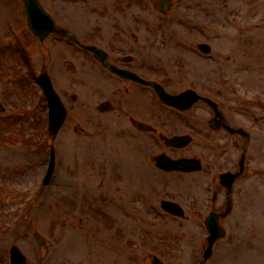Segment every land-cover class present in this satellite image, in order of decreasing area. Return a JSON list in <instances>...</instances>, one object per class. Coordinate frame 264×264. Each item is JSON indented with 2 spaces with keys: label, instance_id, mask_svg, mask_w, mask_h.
Listing matches in <instances>:
<instances>
[{
  "label": "rangeland",
  "instance_id": "374dc122",
  "mask_svg": "<svg viewBox=\"0 0 264 264\" xmlns=\"http://www.w3.org/2000/svg\"><path fill=\"white\" fill-rule=\"evenodd\" d=\"M44 2L48 9H56L55 0ZM245 9L253 17L249 26L237 13ZM191 14L207 17L212 29L220 31L218 26H222L216 36L211 29L206 36L192 35L189 30L190 41L206 40L221 60L190 55L189 62L184 56L177 63H185L184 71L196 69L193 63H197L205 71L206 83L236 79L240 89L225 92L223 109L241 106L247 95L251 97L247 108L252 121L264 127V119L257 121L264 117V0H201ZM21 15L18 0H0V103L5 108L0 112V264H9L8 250L13 244L23 251L28 264H151L147 259L150 251L160 252L163 264H200L206 232L192 220L153 215L156 222L151 226L141 218L129 223L128 212L122 215L121 197L134 196L132 183L139 162L134 159L135 142L128 148V138L117 126L122 121L115 115L95 114L79 95L75 120L55 141L44 143V121L39 120L43 106L35 81H19L20 85L7 81L13 70L23 75L21 61L9 48L10 42L26 36L17 22ZM250 31L253 37L246 39L244 33ZM56 41L51 37L45 43L25 46L32 56L29 70L54 65L56 69L63 64L60 69L67 80L61 88L70 85L71 91L74 85L66 69L67 50ZM14 44L16 48L17 41ZM51 143L57 151L56 168L50 183L43 186ZM190 149L206 153L195 145ZM119 176L125 182L118 189L121 179L118 184L113 177ZM256 181L260 190L264 182ZM165 186L160 183L159 189L164 191L159 193L174 194L172 185L171 189ZM152 190L158 189L152 186ZM178 193L187 198L182 190ZM252 207L251 223L229 225L230 231L203 264H264V203L259 194ZM38 236L43 238L42 244Z\"/></svg>",
  "mask_w": 264,
  "mask_h": 264
},
{
  "label": "flooded vegetation",
  "instance_id": "af4514ba",
  "mask_svg": "<svg viewBox=\"0 0 264 264\" xmlns=\"http://www.w3.org/2000/svg\"><path fill=\"white\" fill-rule=\"evenodd\" d=\"M124 0H76L73 4L72 17L88 18V26L84 31V39L77 35L75 40L85 52L72 49V59L76 62L77 75L81 80L91 83V89L98 85L92 82L95 71L103 76L105 81L103 89L109 84L110 79L119 80L120 85L116 93H127L135 96L139 90L133 85L134 82L119 79L111 74L103 65L96 62L91 52H88V45H100L106 52V61L121 69L137 73L139 76L156 73L157 58L156 49L159 32L156 26L143 24V17H157L156 10H149L147 3H155L156 0H137L127 5ZM132 1V0H131ZM190 0H171V10L167 13L169 17H184L189 14ZM88 8V9H87ZM85 49H84V48ZM163 56V55H162ZM96 62V64H95ZM108 94H112L110 87H105ZM114 92V91H113ZM144 120H151V114H143ZM242 138L247 142L248 135L244 133ZM239 162L235 160L233 168H237ZM246 172L243 166L241 175ZM237 179L233 181L230 191L220 185L215 191L211 202L215 212L221 214L219 219L225 223L231 209L230 194ZM224 193L226 196L222 199ZM228 206L221 212V207ZM198 214V213H197Z\"/></svg>",
  "mask_w": 264,
  "mask_h": 264
},
{
  "label": "water",
  "instance_id": "95a60500",
  "mask_svg": "<svg viewBox=\"0 0 264 264\" xmlns=\"http://www.w3.org/2000/svg\"><path fill=\"white\" fill-rule=\"evenodd\" d=\"M34 0H28V3L31 7L36 6V4L33 2ZM179 166H182V163L179 164ZM14 252V261L13 264H23V258H21V256H19L17 251H13Z\"/></svg>",
  "mask_w": 264,
  "mask_h": 264
}]
</instances>
